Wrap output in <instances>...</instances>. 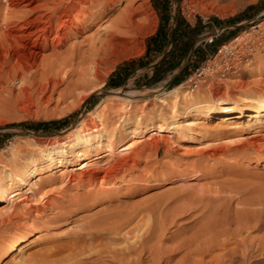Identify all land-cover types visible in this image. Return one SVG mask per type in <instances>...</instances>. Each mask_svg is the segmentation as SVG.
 Returning a JSON list of instances; mask_svg holds the SVG:
<instances>
[{"label": "rangeland", "instance_id": "374dc122", "mask_svg": "<svg viewBox=\"0 0 264 264\" xmlns=\"http://www.w3.org/2000/svg\"><path fill=\"white\" fill-rule=\"evenodd\" d=\"M5 3V0H0V8H3V6L5 7V5H7V3ZM129 3L131 4L129 8H127L126 6L129 5ZM124 11L125 13H123ZM1 15L3 14H0V17ZM118 16H122V18L128 20L125 24L126 27L128 26L127 28L133 27L134 25V27L130 29V32L126 34L127 39L131 42V47L128 50L118 51V54H115L116 56L113 55L114 58L112 57L108 63L104 64L106 67L103 66L101 72L104 71L103 73L105 74L103 75L106 77V82L100 86V88H86L82 90V92L75 91L76 96L74 97L66 91L64 88L65 85L63 84L57 90L53 91V93L51 92L52 95L50 98H42L41 94L35 92L32 93L35 97L29 96L32 98H30L31 100L29 97L22 98V100L24 99L26 101L20 99L25 104L16 100L15 88L13 89L11 87L7 90V93L6 91L3 92L2 116L5 123L2 122V124H0V148H2L1 151H4V155H2L0 161V168L9 160L12 161L15 158L14 152H11V150L16 147L17 142H31L33 139L35 142V138L38 137L40 139H46V137L49 136L62 135L65 130L87 116L88 113H90L89 111L94 109L102 99H106L100 108L101 111L104 109L102 113L105 115L106 121L110 122L111 126L121 127L120 121L118 120L119 113L129 108L131 103L128 104V102L125 101L122 104L120 98L111 99L109 98V96H111L109 94H112L111 92H116L124 86L130 85V83L132 84L130 89L145 94V96L133 104L136 105L137 110L140 106L144 108V118L140 126L142 128L144 125L148 124L151 119H158V113L152 112L153 108L150 107V105H153L154 109L159 107L158 105H163L171 112L170 105H172V101L166 104L161 101L160 97L157 96L158 99L156 98V93L171 89L176 85H180L182 90L188 93V97L193 95L196 99L203 102L210 96V91L207 90L210 84H212L214 88L226 87L228 83H232V80L239 76L240 78L251 81L247 87H244L246 89L245 93H252L257 90L262 91L264 89V0H135L134 2H130V0H121L117 10L108 14L101 20L100 18L97 19V15L90 17L91 20H96L95 25L87 29L85 33L80 34L79 37L70 41L71 44H69L72 47L71 49H75L73 52H82V54H84L83 56H88L90 53L88 51H90V49L87 47H93L94 41H96L95 45L98 44V39L96 40L95 38L104 36L106 31L111 30L119 20ZM179 17L185 18L192 24H196L198 19L201 18V24L196 34L197 37L192 44L190 52L183 57V60L178 66L167 72L164 78L153 82V72L155 71L156 65L160 63L165 54L167 55L166 58H170L169 60L176 59V57L173 58L172 55H168V51L173 46L174 38L172 36V30L178 19H180ZM160 25L161 29H159ZM236 35H242V39L239 41L240 44L238 42L237 46H227L222 49L223 44H227ZM72 41L78 42L79 44L74 46ZM82 41L87 44L82 43ZM68 45L65 46V49L61 52L58 50L59 55L60 53L63 56L67 55L66 52L70 54V47ZM47 52L46 55H48ZM79 60L80 59H78V61ZM191 61V65H188ZM77 65L78 63H76V66ZM218 66H222L223 69L227 71L226 81L218 79V76L221 75V72L219 73L217 69ZM77 77H79L78 74H72L73 81L76 80ZM128 87L129 86H127V88ZM235 88H238L239 91ZM234 90L238 92L237 97H241L240 93L243 88L239 83H236ZM82 96L85 97L84 100H81ZM37 97L40 98H38L39 101ZM35 102L37 103L35 104ZM181 102L178 101L176 104L182 112L180 115L176 116V120L179 121L180 125L182 124L183 128L186 126L193 127L192 131H175V133L162 131V133H164L162 136L169 138V140L166 138L162 139L159 152L154 148L152 150L144 147L145 138L149 136V133L143 132L138 134V136L130 134L127 137L124 136L120 141L116 137V147L119 149H117L119 152L116 153V156L127 157L128 161L130 159L128 164L129 169L125 172L121 171L117 176H114V178L111 177L112 179L109 178V180H107V185L102 186L105 188L103 192L100 191L102 193L98 192L102 187L95 184L96 182L92 184L88 183L85 178L86 176L88 177V175L85 174L86 172L82 173V171H84L85 166L94 170L96 167L105 165L106 162L103 160L101 164H94L96 160L88 159V165H84L79 169H74V171L71 170L73 167L70 165L56 166L50 178L52 181L47 180V182H44L36 194L33 195V200L31 202L22 200L19 203H15L16 197H25L27 194H31V192L25 193L22 191L15 196H11L10 201L0 203V214L13 213L15 217H24L15 224L10 223L8 226H2L4 230L1 232L3 235L0 236V247H5L4 250L7 251L15 235L32 232L29 236V244L24 247L23 250L18 251L15 255L16 257L14 256L15 258H6V254H3V250L0 264L24 263V259H31L32 257L34 259L35 256L38 257L39 255L41 261H44V257L46 256L44 254L48 253L47 251H49L52 244L64 243L69 240L68 238H73L74 235V238H76V235L83 231L81 227H83L87 221L100 217L109 211L127 210L134 207L140 208L147 203L154 204L158 197L164 198L163 203L166 204L178 194H187L191 190L196 189L199 184H204L209 195L211 193V197L207 200L208 202H206L207 207L204 208L202 212L201 209L196 210L193 217L189 219L178 216L175 222L176 224H169L164 234L160 237V239L163 238L161 240L157 239L159 243L156 240L149 243L150 251H146L147 254L145 253V256L148 255L150 258L143 260L140 264H143V262L144 264H193V262L198 259H195L197 255V257L202 260V256H200L197 249L191 250L187 256L184 254V249H178L177 253L173 252L172 248L176 246L175 243H178L179 240L190 239V237L193 239L192 236L194 237L192 248L194 245V248L198 246L201 241L205 239L204 236L207 237L210 235L208 233L197 234L207 222V220L201 219L202 216L208 215L209 213L221 218L225 215L229 216V212H235V209H242L244 207L242 203H238L240 201L236 199L238 197L242 200V197L245 196L243 199L244 201L247 199V196L248 198L250 196L257 197L255 199H257V201L261 200L262 202L253 200L255 201L253 205L256 207L252 205L251 209L255 208L257 212L261 213V206L264 204V159L260 160L259 157L256 156L248 159L239 158L234 155L232 156L231 153H226L224 149H230V147L234 148L236 144L237 146L238 144L242 146L243 144L241 143L249 139L254 140L261 138L260 141H263L264 127L261 131L252 132L251 129L244 126L245 119L243 117L238 119V121L234 119L223 122L222 124L215 123L216 121L213 120L209 125V130H207L204 126H197L198 124L194 125V123H191L193 121V116L185 112L181 106L183 105ZM24 105L28 106L25 107ZM105 105H107V107ZM153 132L152 134H154ZM129 143H131V146L133 145V147L138 148V150L135 149L133 153L130 154L125 152L126 149L121 150L122 147L120 145H127ZM102 149H104V147H102ZM50 181L54 184L55 190L58 188L63 190L62 193L55 190L51 192V197H55L58 201H56L57 204L51 203L54 207L52 205L47 207L43 204L42 200L43 190L46 189L45 186L50 183ZM16 187L26 189L25 184L15 186V188ZM221 187L225 189V192ZM178 188H180V190ZM216 188L220 191L222 190L224 193H220ZM228 188L230 189L228 190ZM87 190H89L91 194ZM222 193L227 195L224 196ZM249 193L250 196L248 195ZM215 194H217V196H214ZM219 194L220 197L224 198L218 199ZM226 197H230L231 199L229 198L228 200ZM13 198L15 199L12 202ZM217 203L220 204L221 209L218 210V207L216 210H211L210 208ZM221 204H225L224 207ZM217 206H214V208H217ZM226 207H228V209ZM40 208H44V210H36ZM115 208L116 210H114ZM161 208L158 210L160 211ZM221 211H223V213ZM219 213L222 215H219ZM33 220L35 224L32 223ZM243 221H245L243 223L247 226L241 224L242 220H238L237 222L233 221L232 223H228L224 228L226 227L228 229L226 232L232 233L236 228V224V226L239 225V227L241 226L240 228H242V233H240L241 236L243 235V237L247 238L249 236L253 238L256 236L257 240L259 237L264 238L263 214H258L256 218L250 220L248 223L245 219H243ZM136 222L137 221L133 222L132 225L128 226L126 229L130 227L133 228ZM238 222L241 225L238 224ZM220 226L214 230H220ZM214 230L211 231L214 233ZM4 232L6 234H4ZM86 232L87 231H85V233ZM233 234L234 233L229 235L232 237L230 239V244L235 243L236 236H233ZM86 236L89 235L86 234ZM195 236L197 238H195ZM104 240L105 242L109 241L106 243V247L111 244L115 247H121L122 244L125 242L127 243V240L123 241V239H121L122 241L112 242L110 241L111 239L104 236L103 241L100 244L96 243V248L94 247V249L98 250V248H104L105 245L102 246ZM156 242L158 243L157 245H155ZM170 249L172 251H169ZM218 249L219 248H216L211 252L204 253L206 258L208 257L207 260L214 259L212 264L221 263V260L217 259V261L214 258L218 257L215 255H220L219 250L221 249ZM196 252L198 254H196ZM253 252L258 253H254L256 254L254 255ZM96 253L97 251H95V253L91 252L90 256L87 255L88 258L90 257V261H98L95 262L96 264H99V262H103L102 264L111 263L113 258H109L110 256L108 254L105 253L107 257L104 255L102 256L103 259L102 257L101 259L97 257L101 260L100 261L96 258L99 254L97 253L96 256L94 255ZM92 256L93 259H91ZM167 256L171 258L169 259ZM37 257H35L36 260L39 259V257ZM132 257L131 260L135 258V256ZM40 259L38 261H40ZM181 260L182 262L179 263ZM233 260H235V262L231 261V264H264V247L260 250L248 251L246 257L237 253L236 256L233 257ZM33 261H31L30 264H32ZM227 261V263L230 264V261ZM27 263L28 261L25 264ZM123 264L135 263L129 262ZM208 264H211V262Z\"/></svg>", "mask_w": 264, "mask_h": 264}, {"label": "bare ground", "instance_id": "6f19581e", "mask_svg": "<svg viewBox=\"0 0 264 264\" xmlns=\"http://www.w3.org/2000/svg\"><path fill=\"white\" fill-rule=\"evenodd\" d=\"M5 1L7 5H5V7L3 6V8H0V14H3L0 17V124L4 122V118L2 116V98L4 95L3 92L6 91L7 93V90L9 88H15L17 101H21L24 97H35L32 95V93L35 92L41 94L42 98H50L53 91L57 90L63 84L65 85L64 88L66 89V91L69 92L71 96L73 95L75 97V91L82 92V90L86 88H100V86H102L106 82V77L105 75H103L105 73H103L104 71L101 72L104 64L108 63L113 55L118 54V51H123L125 49L128 50L131 47V42L127 39L126 34L130 32V29L133 28L134 25L133 27L127 28L128 26L126 27L125 24L128 22V20L122 18V16H118L119 20L117 21V24L113 26L111 30L106 31L104 33V36L95 38L96 40L98 39V44L95 45L96 41H94L93 47H87L90 49V51H88L90 52L88 56H83L84 54H82V52H73V50L75 51V49L72 50V47L70 46V41L72 39L79 37L80 34L85 33L87 29H90L93 25H95L96 20H91V16L93 17V15H97V19L100 18L101 20L108 14L115 12L121 0ZM134 1L135 0H130V2ZM130 4L131 3H129V5L126 4L127 6H125L129 8ZM123 13H125V11ZM241 39L242 35L234 36L227 44H223L222 49L226 48L227 46H237L238 42ZM83 41L82 43H85ZM72 44L74 46H77L79 43L72 41ZM67 45L70 47V54L69 52H66L67 55L63 56L60 53V55H62L60 56L58 50H60L61 52ZM46 52L48 53V55H46ZM78 59L80 60L78 61ZM76 63H78L77 66ZM217 69L219 70V73L221 72V75L218 76V79L226 81L227 71H225L222 66H218ZM72 74H78L79 77H77V79L75 78L76 80L73 81ZM246 80L240 78L239 76L234 78L232 80V83H228L226 87L222 88H214L213 85L210 84V86L207 87V90L210 91V96L205 102L196 99L193 95L188 97V93H185L180 85L173 86V88L168 90H162L161 92L156 93V98L157 96L160 97L161 101L165 102L166 104L169 101H172V105H170L171 112L163 105H158L159 107H157L156 109H154L153 105H150V107L153 108L152 112H157L159 116L158 119L153 118L148 124H143V128L140 126L144 118V108L140 106L137 110L136 105L133 104L134 102H137L140 98L145 96V94L135 92L133 89H130V87L132 86L131 83L130 85H127L129 86L128 88L127 86H124L117 91L115 90L116 92H111L112 94H109L111 96L108 95L109 98H120L122 100V104L125 101H127L128 104L131 103V106L129 108H126L123 111L121 110L122 112L119 113L118 120L120 121L121 127L111 126V123L106 121V118L104 117L105 115L102 113L104 109L102 111L100 110L101 106L106 100L102 99L94 109L89 111L90 113H88L87 116L83 117L82 120L78 121L67 130H65L62 135H53L46 137V139H40L38 137L35 138V142L34 139L31 142H17L16 147L11 150V152H14L15 158L12 161L9 160L3 165L2 168H0V203L10 201L11 196H15L22 191L25 193L31 192V194H27V196L25 197L18 196L16 197V199L13 198L12 202L14 201V199L16 200L15 203H19L22 200H25V202H31L33 200V195L36 194L41 185L44 182H47V180H51L50 178L53 175L56 166L70 165L71 167H73L71 168V170L74 171V169H79L84 165H88V159L96 160V163L94 164H101L103 160H105L106 163L104 162L105 165L96 167L94 170L85 166L82 173L86 172L85 174L88 175V177H85L87 179V182L90 184L96 182L95 184H98L101 187L107 185V180H109V178H114V176H117L121 171L125 172L127 169H129L128 164L130 159L128 161L127 157L116 156V153L119 152V149L116 147V137L120 141V139H122L124 136L127 137L130 134L133 136H138V134L143 132L149 133V136H146L147 138H145L146 140L144 142V147L152 150L154 148L157 152H159L162 139L166 138L167 140H169V138L162 136L164 134L162 133V131H169L172 133H175V131H192L193 127L191 128L186 126L183 128L182 124L180 125L179 121L176 120V116L182 113L180 108H178L176 105L178 101H182L181 103H183V105L181 106L183 107L185 112L193 116V121L191 123H194V125L198 124L197 126H204L207 130H209V125L213 120L216 121L215 123L222 124L223 122H228L234 119L235 121H238V119L244 117V126H246V128L251 129L252 132L261 131L264 127V89L262 91L257 90L255 92L253 91L252 93H245L246 89L244 87H247V85L251 83V81H249L248 79ZM236 83H239L243 88L240 93L241 97H237L238 92L234 90V86H236ZM235 89L239 91L238 88ZM30 98L31 97H29V99ZM38 98L39 97H37V99ZM84 99L85 97L82 96L81 100ZM22 101L21 103H24ZM36 103L37 102H35V104ZM105 106L107 107V105ZM168 117L170 118V120ZM152 132L154 134H152ZM260 139H249L248 141L241 143L243 144L242 146L239 144L237 146L236 144L234 148L230 147V149H224V151L226 153H231L232 156L234 155L235 157L239 158L248 159L256 156L261 160L264 159V140L260 141ZM120 146L122 147L121 150L126 149L125 152L127 154L133 153L135 149L138 150V148L133 147V145L131 146V143ZM102 147H104V149H102ZM1 149L2 148H0V161L2 155H4V151H1ZM51 181L45 186L46 189L43 190L42 194L43 204H45L47 207L51 206V203H56L57 201L55 197H51L50 195L51 192L56 189ZM251 182L254 183L253 181ZM21 184H25L26 189L20 187L15 188V186H21ZM178 189L180 190V188ZM216 189L217 191L219 190L218 188ZM229 189L230 188H228V190ZM103 190H105L104 187L99 189L98 192H103ZM223 190L225 192V189ZM55 191L59 193L63 192V190H60V188ZM219 192L221 193L223 191L219 190ZM217 194H215L214 196H217ZM226 195L227 194H225L224 196ZM248 195L250 196V193ZM210 197L211 193L209 195V192L204 187V184H199L196 189L191 190L187 194H178L175 198H170L171 200H169L166 204L163 203L164 198L158 197L155 200L156 203H147L140 208L134 207L127 210L119 209L120 211H109L108 213L103 214L100 217L87 221V223L83 227H81L83 231L80 232V230V234H78V232L76 238H74L75 235H72L73 238H68L69 240L65 241L64 243L52 242L54 244H52V246L49 245L50 249L47 248L49 249V251H47L48 253L44 254L46 255L44 257V261H41V257H39L40 255L38 256L40 261H38L39 259L36 260L35 257L37 256H35L34 259L31 256L32 258H30L32 260H24L26 262L28 261L29 264L33 260L34 261L32 262V264H94L98 261L93 260V263L92 260L90 261V257L88 258V256H90L91 252L95 253V251H97L99 256H96L97 253L94 254L96 258L98 257L101 259V257L104 256L105 253L110 256L109 258H113L111 260V263L108 264H123L129 262L140 264V262H142L143 260L150 258L148 257V255L145 256L146 251H150L149 243H152V241L154 240L159 243V240L157 239H160L161 235L164 234L165 229L167 228V226H169V224H173L177 221L178 216L189 219L193 217V215L196 213V210L201 209L202 212V210L207 207L206 202H208L207 200ZM220 198L224 197H220L219 194L218 199ZM226 198L229 200L230 197ZM244 198L245 196L242 197V200ZM255 198L257 197L250 196L248 198L247 196V199H245L246 202L244 200L242 201L240 197L236 198L240 201L235 202L242 203L244 207L242 209H235V212H229V216L225 215L223 218L216 217L214 214L206 211L209 214L202 216L201 219L207 220V222L197 234L200 235L208 233L210 235H208L207 237L204 236L205 239L202 240L201 243L195 248V245L192 248V242L194 239L193 236V239H191V237L190 239H181L178 241V243H175V247L172 246L173 252H177L178 249H184L185 251H182H184V254L188 256L191 250L197 249L200 256H202V260H200L197 255L195 256V259H198H196L193 264H208L210 262L212 264V261L214 262V259L212 258L207 260L208 257L206 258L204 253H208L216 248H219L221 249H218L220 255H215L218 257L214 258L216 260H221L220 264H228L227 260H229V263L231 264V261L235 262V260H233V257H235L237 253L246 257L248 251L262 249L264 247V238L259 237L257 240L256 236L254 238L252 236V238L250 236L248 238L243 237V235H240V233H242V228H240L241 226H236V224V228L234 229V231H232V233H234L233 236H236L234 241L235 243L230 244V239L232 237L229 235L232 233L229 232V234L228 232H226L228 229L226 227L224 228V226L228 223H232L233 221L237 222L238 220H242L241 224L246 225L243 223L245 222L243 221V219L247 220L246 222L248 223L250 220L256 218L258 214L264 215V204L263 206L257 205L261 206V213L257 212L255 208L251 209L253 203L257 201V199ZM258 201L260 202L261 200ZM224 205L222 206L224 207ZM214 206H217V208H214ZM159 208H161L160 211L158 210ZM226 208L228 209V207ZM210 209L220 210L221 206L217 203L216 205L214 204ZM36 210L43 211L44 208ZM114 210H116V208ZM221 212L223 213V211ZM219 215L222 214L219 213ZM23 218V216L15 217L13 213L0 214V236L3 235L1 234V232H3L4 230L2 229V226H8L10 223L15 224L18 220H21ZM135 221L137 222L134 223V225H136L133 228L130 227L129 229H126ZM32 223L35 224V221L33 220ZM238 224L240 223L238 222ZM219 226L221 227V229L219 228L220 230L215 231L214 229L218 228ZM211 230H214L215 232L213 233ZM85 231L87 232L85 233ZM30 233L32 232L30 231L29 233H20L15 235L14 238L12 236V244L7 251L4 250L5 247H0V258L2 256L1 254L3 250V254H6V258L14 257L18 251L23 250L24 247L29 244ZM4 234L6 233L4 232ZM86 234H88L89 236H86ZM104 236L111 239L110 241L112 242H118L119 240L122 241L121 239H123V241L127 240V243L125 242L127 245L124 243L126 246L122 244L124 246L121 245V247H115L112 246V244H108L109 246L107 245L108 247H106V243L109 241L105 242L104 240V244L102 245H105L104 248H98V250H95L94 247L96 248V243L100 244L103 241ZM195 238L197 237L195 236ZM157 242L155 245L158 244ZM172 250L170 249L169 251ZM258 252H253V254ZM196 254L198 253L196 252ZM93 256L91 259H93ZM130 256H135V258L132 257L133 259L131 260ZM105 257L107 256L105 255ZM167 257L169 259L171 258L170 256ZM25 261L24 263H20L19 261L18 262L19 264H25ZM181 262L182 260L179 261V263ZM102 263L103 262H99V264Z\"/></svg>", "mask_w": 264, "mask_h": 264}, {"label": "trees", "instance_id": "16d2710c", "mask_svg": "<svg viewBox=\"0 0 264 264\" xmlns=\"http://www.w3.org/2000/svg\"><path fill=\"white\" fill-rule=\"evenodd\" d=\"M179 18L180 19H178L172 30V36L174 38L173 46L168 51V55H172L173 58L176 57V59L169 60L170 58H166L167 55L165 54L160 63L156 65L155 71L153 72L154 74L152 75L153 82L164 78L167 72L178 66L183 60V57L190 52L192 44L197 37L196 34L198 33V27L201 24V18L198 19L196 24H192L183 17ZM159 29H161V25ZM191 63L192 61L188 65H191Z\"/></svg>", "mask_w": 264, "mask_h": 264}]
</instances>
